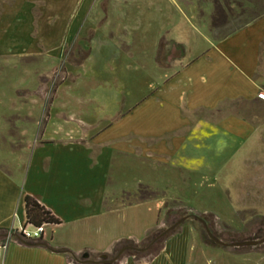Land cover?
Returning a JSON list of instances; mask_svg holds the SVG:
<instances>
[{"label":"crops","instance_id":"1","mask_svg":"<svg viewBox=\"0 0 264 264\" xmlns=\"http://www.w3.org/2000/svg\"><path fill=\"white\" fill-rule=\"evenodd\" d=\"M114 1L0 0V70L23 73L17 95L19 90L36 95L38 80L65 59L69 48L86 52L83 64L92 61L99 34L106 42L105 56L122 57L128 48L124 36L113 39L112 29L100 33ZM133 1L135 7L123 13L127 23L114 30L148 31L157 24V45L166 36L182 51L167 65L156 59L163 74L136 99L129 100L122 87L102 89L115 121L102 123L104 115L97 124L81 121L77 130L41 129L32 139L29 126L38 123L35 104L42 110L36 99L22 100L26 108L32 103L22 116L0 115L3 143V134L12 138V127L17 128L11 119L23 121L17 131L21 143L12 142L11 149L25 158L13 163L10 152L0 151V228L31 226L27 196L60 221L44 225L41 245L8 234L6 246L0 245V264H85L90 254H109L120 240L140 241L152 228L164 226L166 201L217 218L209 209L218 199L213 191L220 188L230 202V176L258 141V129L245 108L264 100V17L216 38L209 23L188 12L181 0ZM189 32L203 39L199 50ZM80 66L68 65L69 79L61 86L76 82ZM60 88L44 123L52 119ZM124 175L134 181L132 187L110 193L112 182ZM141 185L159 196L131 201ZM203 247L198 227L186 224L154 259L126 256L120 264H193Z\"/></svg>","mask_w":264,"mask_h":264},{"label":"rangeland","instance_id":"2","mask_svg":"<svg viewBox=\"0 0 264 264\" xmlns=\"http://www.w3.org/2000/svg\"><path fill=\"white\" fill-rule=\"evenodd\" d=\"M181 3L186 6L188 12H196L199 21L209 23L211 29V22L216 14L213 0H181ZM111 5L112 12L108 16L109 21L105 23V26L101 29L104 30L100 33L108 34L109 29H112L111 36L113 39L117 38L116 36H118L117 39L124 36L127 43H123L128 48L123 49L125 54L122 57L105 56L106 42L103 40L104 36L102 37V34H99V45L92 61L83 64L86 52L83 49L76 51L77 48L75 47L69 48L65 59L54 65L48 73L38 80L40 86L37 88V94L31 96H28L24 90H19L18 95L15 92L19 83L23 82L22 72L20 73L12 68L0 70V115L5 113L10 116H22L26 109L32 106V103L29 102L36 99L42 106L40 107L42 110L37 109L38 107L35 104L33 113L37 117L38 123L31 124L28 132V135L34 139L41 129H47L50 133L57 131L60 127L64 130H77L82 128L81 121L85 120L89 125L97 124L104 115L102 123L107 125L115 121L116 119L109 117L111 115L110 106L102 89L106 90L110 87L127 89L129 100L136 99L148 91L152 79L163 74L157 69L156 59L160 65H167L170 57L180 55L182 47L166 41V36H161V40L157 45V37L160 33L155 30L156 27L157 29L159 27L157 24L156 27L148 31H140L139 29L114 30L116 24L117 27H120L121 23H127L126 15H123V13L126 12V9L130 11V6L135 7V1L115 0ZM244 6L254 8V11L261 10L259 6H253L252 4L244 3ZM223 9L230 18V5L225 6L223 4ZM233 9L235 16H239L241 8L233 5ZM237 22H239L238 19L221 24L219 29L236 28L239 26ZM211 32L213 35L216 34L212 30ZM189 35H191V32H189ZM191 38L194 41V50H199L203 45V39L197 34L191 35ZM69 64L76 67L83 65L77 70L76 82H66L61 86L69 79V71L67 70ZM28 80L30 81V79ZM59 88L61 90L55 110L52 111V119L50 122L44 123L49 108L57 97ZM24 99L29 101L27 108L22 101ZM129 100L126 99L125 101L124 99V103L129 102ZM249 105V107L246 106L245 112L258 129V141L250 146L249 153L247 152L248 155L242 157V165L235 168V173L230 176V192L228 191L230 202L227 194L219 188L213 191L218 196L217 201L209 207V209L219 214V219L215 216L218 224L214 227L217 234L220 235L218 239L228 245L216 244L211 240L204 225L199 220L188 218L185 220L184 225L193 224L197 226L202 234L204 245L202 254L196 258V262L193 264H264V243L257 246L242 247L232 245L236 242L264 238V100H261V103ZM59 113L65 114L68 119H63L61 115L57 116ZM68 113L72 116H68ZM118 116L119 114L117 118ZM11 120L18 130L12 127V134L14 135L12 138H9L6 133L3 134L5 136L4 143L2 136L0 137V151L10 152L13 163L17 158L19 164H21L25 158L23 155L17 154V150H12L11 144L12 142L16 145L21 143V138L17 137V131H19L23 121H18V118ZM1 123L0 131L2 129ZM6 129L7 127L5 131ZM113 171L114 178L118 173L115 168ZM124 176H127V178L112 182L114 184L110 186V193L120 194L126 187H132L134 181L128 175ZM146 211L145 209V215L147 214ZM151 211V209H148L149 213ZM154 213L156 214L155 207Z\"/></svg>","mask_w":264,"mask_h":264},{"label":"trees","instance_id":"3","mask_svg":"<svg viewBox=\"0 0 264 264\" xmlns=\"http://www.w3.org/2000/svg\"><path fill=\"white\" fill-rule=\"evenodd\" d=\"M213 3L216 8V14L213 17V21L211 22V30L216 32V34H214L216 38L226 37L227 35L234 33L248 23L264 17V0H213ZM244 3L250 5L252 4L253 6H259L261 10L254 11V8L245 7ZM223 4H225V6L230 5V18L228 14L225 13ZM233 5H237L241 8V12L237 17L234 14ZM236 19H238L239 21L237 22L239 25L238 27H230V29H219V27H221V24L223 25L227 22H233V20ZM158 196V192L154 191L148 186L141 185L137 194L133 199H131V201L155 198ZM163 210L164 226L161 227L158 225L152 228L143 240L138 241L132 238L122 239L116 243L111 253L105 254L103 256L98 254H90L87 259H83V262L85 264H120L121 260L126 256H135L137 260L146 259L150 261L161 253L166 241L181 229L185 221L170 230H168V228L172 227L175 223L185 217L204 221L212 234L216 238H220V235L217 234L216 230L214 229L218 222L215 220V215L213 213L199 214L192 212L184 204L176 200L166 201ZM26 214L27 223L32 226L58 224L60 222L50 210L46 209L44 206L39 204L38 201L30 196L26 197ZM13 233H15V235L21 236V234L17 230L0 228V245H4L8 240V234ZM26 243L32 245H41L43 241L42 238H40L38 240H26ZM120 252H122L121 256L116 261H113V259Z\"/></svg>","mask_w":264,"mask_h":264},{"label":"water","instance_id":"4","mask_svg":"<svg viewBox=\"0 0 264 264\" xmlns=\"http://www.w3.org/2000/svg\"><path fill=\"white\" fill-rule=\"evenodd\" d=\"M189 217H185L182 220L178 221L177 223H175L172 227L168 228V230L176 227L177 225L181 224L183 221L187 220ZM200 222L203 223L206 232L208 233L209 237L211 238V240H213L216 244L222 245V246H227L228 244H226L225 242H223L222 240H219L218 238H216L212 232L210 231V229L207 227V224L200 220ZM261 243H264V238L261 240H251V241H243V242H236L234 244H232L234 247H242V246H257ZM122 252H120L114 259L113 261H116L120 256H121Z\"/></svg>","mask_w":264,"mask_h":264},{"label":"built area","instance_id":"5","mask_svg":"<svg viewBox=\"0 0 264 264\" xmlns=\"http://www.w3.org/2000/svg\"><path fill=\"white\" fill-rule=\"evenodd\" d=\"M261 98H264L263 95H260ZM21 236L26 240H38L44 235V225L42 226H30L24 227L18 231ZM11 234H9V237ZM6 246V244L4 245Z\"/></svg>","mask_w":264,"mask_h":264}]
</instances>
